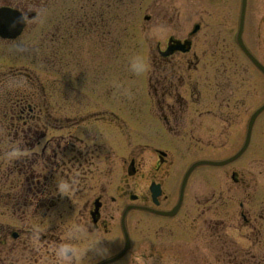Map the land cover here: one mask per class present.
<instances>
[{
    "label": "flooded vegetation",
    "instance_id": "flooded-vegetation-1",
    "mask_svg": "<svg viewBox=\"0 0 264 264\" xmlns=\"http://www.w3.org/2000/svg\"><path fill=\"white\" fill-rule=\"evenodd\" d=\"M183 9L196 21L174 38L191 50L164 56L171 34L154 38L146 97L126 109L127 93L105 92L75 118L52 113L56 93L15 64L28 27L0 38L12 50L0 51V264H102L127 244L107 264H264V0ZM105 25L92 15L75 31ZM201 161L228 162L182 187Z\"/></svg>",
    "mask_w": 264,
    "mask_h": 264
},
{
    "label": "rangeland",
    "instance_id": "rangeland-1",
    "mask_svg": "<svg viewBox=\"0 0 264 264\" xmlns=\"http://www.w3.org/2000/svg\"><path fill=\"white\" fill-rule=\"evenodd\" d=\"M168 4L169 16L153 13L154 8ZM183 4L184 0H48L37 7L39 16L28 42L14 47L15 64L39 73L46 91L56 93L49 99L52 113L58 107L64 117L75 118V111L85 113L103 108L105 92L127 93L126 109L135 107L132 104L145 92L140 79L152 77L154 38L169 34L185 36L196 21L192 19L194 15L187 19ZM92 15L100 16L107 26L75 31L76 20ZM145 16L151 19L145 21ZM57 28V41L50 42ZM46 32L44 47L41 41L46 42ZM30 43L34 47L29 50ZM0 51L7 53L3 60H7L8 54L11 58V48L0 47ZM44 55L46 66L41 62ZM134 58L146 64V71L141 74L133 71ZM200 70L192 75L199 77ZM61 133L75 135V128ZM139 261L130 258L128 264Z\"/></svg>",
    "mask_w": 264,
    "mask_h": 264
},
{
    "label": "clouds",
    "instance_id": "clouds-1",
    "mask_svg": "<svg viewBox=\"0 0 264 264\" xmlns=\"http://www.w3.org/2000/svg\"><path fill=\"white\" fill-rule=\"evenodd\" d=\"M131 67L133 69V71L136 74H141L144 71H146V64L143 63L141 60H139L138 58H134L131 62ZM72 251V249H70L67 246H61V248L58 251V256H60L61 258H67V253Z\"/></svg>",
    "mask_w": 264,
    "mask_h": 264
},
{
    "label": "water",
    "instance_id": "water-1",
    "mask_svg": "<svg viewBox=\"0 0 264 264\" xmlns=\"http://www.w3.org/2000/svg\"><path fill=\"white\" fill-rule=\"evenodd\" d=\"M0 33L3 35V36H6V37H9L10 35H7L5 32L1 31L0 29ZM12 37V36H11ZM176 49H179V47H173L171 51H174Z\"/></svg>",
    "mask_w": 264,
    "mask_h": 264
}]
</instances>
